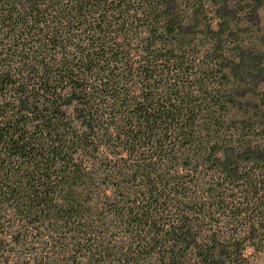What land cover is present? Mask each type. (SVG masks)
<instances>
[{"label": "trees", "instance_id": "obj_1", "mask_svg": "<svg viewBox=\"0 0 264 264\" xmlns=\"http://www.w3.org/2000/svg\"><path fill=\"white\" fill-rule=\"evenodd\" d=\"M264 247V0H0V264H245Z\"/></svg>", "mask_w": 264, "mask_h": 264}, {"label": "rangeland", "instance_id": "obj_2", "mask_svg": "<svg viewBox=\"0 0 264 264\" xmlns=\"http://www.w3.org/2000/svg\"><path fill=\"white\" fill-rule=\"evenodd\" d=\"M248 260L245 264H264V247L256 250L253 247L248 249Z\"/></svg>", "mask_w": 264, "mask_h": 264}]
</instances>
